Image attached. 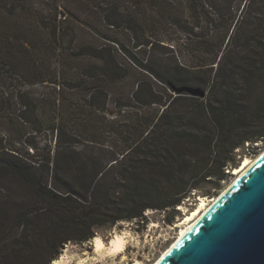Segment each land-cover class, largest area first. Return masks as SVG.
<instances>
[{"label": "trees", "instance_id": "16d2710c", "mask_svg": "<svg viewBox=\"0 0 264 264\" xmlns=\"http://www.w3.org/2000/svg\"><path fill=\"white\" fill-rule=\"evenodd\" d=\"M184 2L194 24L186 10L175 9ZM54 6L47 24L30 19L41 14L33 0H0V87L19 81L47 88L52 92L40 103L48 100L56 114L45 129L29 91L9 99L10 107L17 99L32 132L47 130L55 141L40 156L26 136L25 153H0V178L20 182L33 201L31 209L0 217V264L31 260L44 248L28 247L41 242L51 264L65 244L90 241L97 229L143 219L150 209L176 210L202 183L219 188L239 163L237 150L264 141V0H60ZM160 15L194 50L212 56L189 65L162 52L168 46L161 40L131 48L123 35H144L148 21ZM198 29L207 30L206 39H198ZM138 47L146 48L144 57L130 53ZM84 59L92 62L85 66ZM52 61L53 74L47 72ZM184 86L207 94L175 92ZM97 96L121 109L136 107L130 113L138 124L115 130L113 151H77L80 140L94 142L79 121L85 103L94 107Z\"/></svg>", "mask_w": 264, "mask_h": 264}, {"label": "rangeland", "instance_id": "374dc122", "mask_svg": "<svg viewBox=\"0 0 264 264\" xmlns=\"http://www.w3.org/2000/svg\"><path fill=\"white\" fill-rule=\"evenodd\" d=\"M56 1L60 0H33L34 8L41 14L39 17L36 14L35 16L32 14L30 19L33 20L35 17L36 20H44L47 24L52 23L53 15L55 13L54 4ZM175 9L176 11L186 10L188 21L194 24L190 15L189 4H185V2L183 5L176 4ZM122 11H124V9H122ZM147 12L148 11L146 10V13ZM149 15L150 14H147L146 18L149 17ZM64 16L65 15L60 16V19H64ZM142 18L143 16L141 19ZM170 23L171 22L167 21L162 15H160V18L154 22L151 23L148 21L149 26L145 27L144 35L142 32H138L137 34L134 32H127L123 37L127 39V42L131 41V48L136 42L140 41H142V43L147 41L155 42L156 40L164 41V44L168 46L166 48L168 51L161 49L162 52L178 54L181 59L185 57L183 59H186L189 65H196L200 63L203 58L206 60L207 57L212 56V54L209 55L203 50H194L195 46L193 48L184 42V37ZM196 32L199 34L198 39L207 38L206 35L208 32L206 29H198ZM44 37L47 40L48 35ZM72 37L73 31L72 29H69L65 40V43L68 44L67 46L70 45ZM174 47L175 49H173ZM145 50V47H138L131 49L130 53L133 55L138 51L140 55L144 57L146 55ZM171 51L174 52L171 53ZM136 57L138 56L136 55ZM118 58L121 62L127 63L126 65L130 63L123 54H120ZM84 60L85 61H82L81 64H85V66H88L89 63L92 62L89 59ZM73 64L75 65L76 63L73 62ZM47 72H50L51 74L55 72L54 61H52V66L49 70L47 69ZM13 85L14 86L10 89L0 87V153L11 151V149H16L20 151V153H25L28 151V147L26 144L22 143V139L26 136L31 143L37 147L38 150L35 151H39V156L42 155V153L45 154L50 148H53L55 135L47 130H44L41 133L32 132V126L23 123L20 119L17 99L12 100L14 103L13 107L11 106L12 108L9 106L8 102L12 95L16 96L18 92L29 91L30 99L40 104L38 114L46 123L45 129H47L48 125L55 122L52 120L56 115L55 108L48 103V100H46L45 103L43 102V104L40 103V100H42V94L47 96L48 93L52 91L37 86L31 87L28 84L22 85L19 81L14 82ZM132 87L133 83L132 85L128 84L126 86V92L128 93ZM93 103L95 104L94 107H91L89 101L85 103L84 109L81 112L82 114H80V121L78 120L79 122L84 123V125L82 127L80 125L79 128H81V131H78L85 133V135L90 137L94 142L87 143L85 140H82V142L80 140V142L77 143V151H95L96 153L113 151L110 147L112 143L118 141L116 137V132L119 130L118 128L121 126L125 129L126 127L124 126L127 124L137 126L138 118L135 114L130 112H137L138 110L136 107L121 109L118 106H115L111 101H106L104 96H97L93 99ZM58 121H61L60 117L56 119V122ZM115 130L117 131L115 132ZM29 151L31 152L32 150ZM262 151H264V141L254 143L251 146L247 143L245 148L236 151V158L239 161L237 167L241 165L243 159L247 157L254 159ZM230 170L232 169L230 168ZM227 172H229V170H227ZM233 172L234 170H232L230 176L220 184L221 186L219 188H216L214 183H202L200 191L198 193L193 192L190 197L186 198L180 205V208L177 207V211L173 209H167L166 211L150 209L145 212L143 219L121 221L113 227H102L97 229L95 237H100L108 248L111 239L116 234L124 235L127 243L125 249L120 253H113L112 251H109V249H105V254L103 253L102 256L97 255L94 252V237L85 243L77 241L68 242L64 245V248L61 249L60 255L57 259L59 260L63 256H70L67 264H78L79 261L82 260H86L84 264H152L176 239L180 230L176 227L177 224L185 215L199 205L198 198L206 197L207 199H213L218 196L235 178ZM28 194L27 190L22 188L20 182L11 178H0V217L4 218L6 215H11L18 209H31L33 201ZM31 246L28 248H44V250H42V253L33 256L34 258L31 260H22L16 257L15 259H8L2 264H45L47 257L45 251L46 244L41 242L40 244H32ZM86 252L89 253L88 256L85 255ZM51 264H55V260Z\"/></svg>", "mask_w": 264, "mask_h": 264}, {"label": "water", "instance_id": "95a60500", "mask_svg": "<svg viewBox=\"0 0 264 264\" xmlns=\"http://www.w3.org/2000/svg\"><path fill=\"white\" fill-rule=\"evenodd\" d=\"M204 98L201 87L175 88ZM160 264H264V156Z\"/></svg>", "mask_w": 264, "mask_h": 264}, {"label": "bare ground", "instance_id": "6f19581e", "mask_svg": "<svg viewBox=\"0 0 264 264\" xmlns=\"http://www.w3.org/2000/svg\"><path fill=\"white\" fill-rule=\"evenodd\" d=\"M264 156V151H262L257 157L254 159L245 158L243 159L240 166L234 168L233 175L235 178L233 181L216 197L213 199H207L206 197H199V205L189 212L184 218L177 224V228H179V233L176 239L163 251L160 257L155 260L152 264H160L176 247L177 245L187 236V234L198 224V222L218 203V201L223 197V195L227 192L228 189L236 183L253 165H255L262 157ZM180 208V207H179ZM126 238L124 235L116 234L109 243V248L105 245V242L100 237L94 238V252L97 255H103L104 250L109 249L113 253H120L125 249L126 246ZM105 254V253H104ZM110 254V253H109ZM85 255H89L88 252ZM86 256V257H87ZM70 257V256H69ZM67 256L61 257V259H56L55 264H67L68 258ZM70 259V258H69ZM86 260L79 261L78 264H84Z\"/></svg>", "mask_w": 264, "mask_h": 264}]
</instances>
